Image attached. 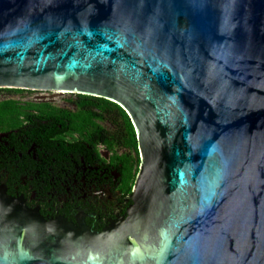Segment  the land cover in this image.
Listing matches in <instances>:
<instances>
[{
  "label": "water",
  "instance_id": "95a60500",
  "mask_svg": "<svg viewBox=\"0 0 264 264\" xmlns=\"http://www.w3.org/2000/svg\"><path fill=\"white\" fill-rule=\"evenodd\" d=\"M0 89L107 100L138 154L99 234L0 186V264H264V0H0Z\"/></svg>",
  "mask_w": 264,
  "mask_h": 264
},
{
  "label": "flooded vegetation",
  "instance_id": "af4514ba",
  "mask_svg": "<svg viewBox=\"0 0 264 264\" xmlns=\"http://www.w3.org/2000/svg\"><path fill=\"white\" fill-rule=\"evenodd\" d=\"M30 92L39 96L22 98ZM16 95L7 98L22 108L31 104V108L17 126L27 128L0 131L3 193L11 199L20 195L22 206L30 211L36 208L34 213L45 222L60 217L74 227L73 216L79 212L82 225L96 234L108 221H124L125 209L132 206L131 175L136 173L138 154L116 147L113 122L98 119L100 109L93 103L88 109L95 114L98 126L94 134L70 130L67 119L90 99L54 91ZM5 99L0 97V102ZM120 156L128 157V163L131 160L128 175L125 163L117 161Z\"/></svg>",
  "mask_w": 264,
  "mask_h": 264
},
{
  "label": "trees",
  "instance_id": "16d2710c",
  "mask_svg": "<svg viewBox=\"0 0 264 264\" xmlns=\"http://www.w3.org/2000/svg\"><path fill=\"white\" fill-rule=\"evenodd\" d=\"M22 92L24 91L15 89H0L1 95L7 94L9 97ZM77 97L81 99H90L91 101L90 103L82 102L80 105H78L77 111L69 116L67 121L70 130L75 131L83 129V131H85L87 134H94V131L98 129V126L93 119L95 118V114L92 110L88 109V106L95 103L100 109L98 119H107L113 122V127L115 128L114 136L116 147L126 148L133 152L136 151V142L132 126L125 113L117 105L101 98L85 95H77ZM5 98L6 99L4 101L0 102V131L6 132L14 128H18L19 130L27 128L24 125H21L19 127L17 126L21 123L22 117L27 118L29 116L27 110L31 108V104H27L26 107L22 108L13 99L7 97ZM83 105H86V107ZM85 136L87 137L88 135ZM104 142L108 144V142ZM117 161H123L126 165L125 168L127 171V175L130 174L132 166L130 158V163H128V157L126 156L117 157ZM134 176L135 175H131L132 182L134 180Z\"/></svg>",
  "mask_w": 264,
  "mask_h": 264
},
{
  "label": "rangeland",
  "instance_id": "374dc122",
  "mask_svg": "<svg viewBox=\"0 0 264 264\" xmlns=\"http://www.w3.org/2000/svg\"><path fill=\"white\" fill-rule=\"evenodd\" d=\"M30 93H31V94H28V93L25 94V93H24V94L22 95V98H28V97H33V96H37V95H38V94H34V93H32V92H30ZM16 96H17V95H16ZM16 96L14 95L13 97L15 98ZM38 96H39V95H38ZM0 97L5 98V97H9V96H8L7 94H5V95H4V94H2V95L0 94ZM71 98H72V97H71Z\"/></svg>",
  "mask_w": 264,
  "mask_h": 264
}]
</instances>
